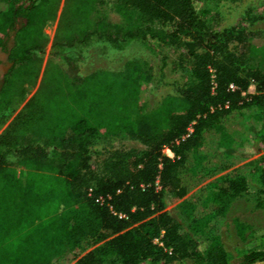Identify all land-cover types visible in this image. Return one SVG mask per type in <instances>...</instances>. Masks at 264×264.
I'll return each mask as SVG.
<instances>
[{"label": "trees", "instance_id": "trees-1", "mask_svg": "<svg viewBox=\"0 0 264 264\" xmlns=\"http://www.w3.org/2000/svg\"><path fill=\"white\" fill-rule=\"evenodd\" d=\"M209 1L0 0L3 120L36 82L44 29L60 7L54 45L64 67L46 66L0 134V264H53L99 244L76 264H264V228L256 235L251 219L229 217L252 191L262 207L264 154L200 189L177 216L164 211L165 199L264 144V14L248 8L218 29ZM147 39L178 53L183 83L166 77L165 61L156 74L138 61L80 73L92 43L120 50ZM146 87L163 93L144 113ZM119 137L142 148H95Z\"/></svg>", "mask_w": 264, "mask_h": 264}, {"label": "rangeland", "instance_id": "rangeland-1", "mask_svg": "<svg viewBox=\"0 0 264 264\" xmlns=\"http://www.w3.org/2000/svg\"><path fill=\"white\" fill-rule=\"evenodd\" d=\"M209 5L213 10V14L216 15V23L218 29L226 26H236L241 22L244 17L245 12L248 8L253 10V13L264 14V0H210ZM61 7L57 13L56 18L53 21L47 23L44 29L45 47L40 55V69L36 82L32 86H26L24 97L15 107L13 114L3 120V113L0 111V134L5 130L11 120L15 115L22 109V107L27 103V101L35 94L37 91L44 69L49 63L63 67L62 59L60 55L62 54L55 47V37L58 32V23ZM110 19L116 21V16L110 14ZM264 29V25L262 26ZM0 50V79L6 69V56ZM84 59L80 65V73L86 75L96 69H106L111 71L122 70L128 62L138 61L141 62L143 67L148 69L151 73L156 74L159 67H161L163 61L166 62L165 74L169 80L179 81L183 83L188 77V66L183 62L181 67L179 64V55L174 52L171 48L162 46L152 40H145L143 42H132L126 45L124 48L118 50L112 48L110 45L105 43H92L90 46L84 49ZM174 68V70H170ZM163 90H152L146 87L144 93V99L142 100L141 107L143 112H149L154 109L160 99ZM248 94L254 93V86L250 85L247 90ZM109 147H120V148H138L141 149L142 146L135 142L128 140L124 137H119L117 139L105 142H99L96 144L95 148L99 150H104V148ZM163 154L167 157L172 158L173 155L168 150H163ZM264 154V144L260 145L258 148H253L252 152L248 154L241 162L234 163L229 169L223 171L222 173L203 181L200 185L189 191L181 199H171L167 198L164 200V211L168 212L172 216H177L181 209L179 207L185 201H190L197 195L198 191L208 184L214 182L220 177L230 174L232 171L245 172L248 169V165L256 160L259 156ZM8 167L14 172L20 170V166L14 160L10 159ZM262 207H258V199L252 191L251 194L244 195L242 198L237 200L233 205V211L229 217H244L246 219H251L256 226V235H261L264 228V197L261 198ZM232 233V231H231ZM224 243L228 249H231L236 245V239L233 233L230 237L224 238ZM100 245V244H99ZM97 245V246H99ZM97 246L89 249L85 253H68L56 260L53 264H76V262L86 253L93 250ZM189 264V263H184Z\"/></svg>", "mask_w": 264, "mask_h": 264}, {"label": "built area", "instance_id": "built-area-1", "mask_svg": "<svg viewBox=\"0 0 264 264\" xmlns=\"http://www.w3.org/2000/svg\"><path fill=\"white\" fill-rule=\"evenodd\" d=\"M230 88H232V86H230Z\"/></svg>", "mask_w": 264, "mask_h": 264}]
</instances>
